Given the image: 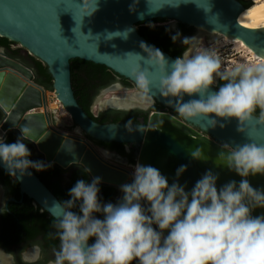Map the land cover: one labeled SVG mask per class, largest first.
Instances as JSON below:
<instances>
[{"label": "water", "instance_id": "obj_1", "mask_svg": "<svg viewBox=\"0 0 264 264\" xmlns=\"http://www.w3.org/2000/svg\"><path fill=\"white\" fill-rule=\"evenodd\" d=\"M245 8L241 0H0V35L21 43L25 52L38 56L48 65L56 95L86 136L65 132L55 125H61L62 120L55 116L54 110H49L47 90L35 80L34 69L10 56L2 46L0 103L3 107L0 109L4 116L0 134L6 136L12 129L21 134V128L27 126L32 139L39 141L33 143L45 163H55L64 169L77 165L90 169L91 178L102 177L101 184L118 190L115 202L123 195L120 185L132 181L135 165L110 161L101 150L114 157L116 152L104 147L99 150L87 135L103 141L136 142L139 144L136 163L156 167L168 177L170 184L177 179L176 170L187 165L178 179L189 190L209 169L219 173L218 186L230 180L240 181L242 178L237 173L218 166L216 158L224 142L242 144L254 140L264 144V124L260 123L259 115L253 113L244 132L238 130L239 121L234 117L224 119L209 114L185 119L164 110L152 111L147 123L130 121L131 131L127 126L129 121L102 123L79 104L72 87L70 59L81 57L105 64L136 86L134 72L138 67L145 68L150 80L149 95L177 112V101L160 90L164 73L158 64L148 60L149 53L141 45L160 49L170 63L176 58L141 35L137 23L166 17L197 29L192 44L199 36V29L204 27L235 34L256 50L264 51V31L244 26L237 20L238 13ZM113 88L129 87L118 83L106 90ZM212 90H218L216 85ZM191 99H199V95L185 94L184 101ZM108 101L101 111L110 107H138H119ZM197 148H203L207 160L192 157ZM0 168L6 170L2 162ZM28 172L18 180L21 194H28L36 205L53 216L52 212H58L53 205L60 200L33 169ZM248 179L254 188L264 189V174ZM262 213L264 208H257L253 215Z\"/></svg>", "mask_w": 264, "mask_h": 264}, {"label": "clouds", "instance_id": "obj_2", "mask_svg": "<svg viewBox=\"0 0 264 264\" xmlns=\"http://www.w3.org/2000/svg\"><path fill=\"white\" fill-rule=\"evenodd\" d=\"M171 39L189 45L171 63L160 49L141 46L149 53L148 60L164 73L160 90L177 101L175 108L181 117H234L239 121L238 130L244 132L259 109V121L264 124V61L222 67L215 50L191 45L193 37L182 39L177 31ZM134 75L140 92L131 98L138 95L140 107H151L148 71L138 67ZM218 79L223 83L212 90ZM185 94H198L199 99L184 101ZM130 125L129 121L131 131ZM26 140L39 142L32 139L27 126L12 143L0 134V162L16 180L30 174V168L42 171L51 167L30 159ZM221 149L216 164L237 173L240 181L218 186L219 173L209 169L189 190L178 179L187 165L176 170L177 179L170 184L159 169L137 162L132 181L120 185L122 197L104 202L100 197L102 177L77 180L69 190L70 199L53 205L58 212H52L48 235L58 244L50 253L39 242L25 244L18 253L0 249V264H40L46 255V264H264V213L253 215L257 208H264V189L254 188L248 179L264 174V144L224 142ZM191 155L208 159L203 148ZM6 211L0 207V212Z\"/></svg>", "mask_w": 264, "mask_h": 264}, {"label": "trees", "instance_id": "obj_3", "mask_svg": "<svg viewBox=\"0 0 264 264\" xmlns=\"http://www.w3.org/2000/svg\"><path fill=\"white\" fill-rule=\"evenodd\" d=\"M241 2L246 8L253 4V0H241ZM166 20H168L166 17H155L140 21L137 23L138 31L149 41L177 58L182 55L189 45H183L179 42L174 43L172 41L171 35L176 32L172 29L170 24L164 23ZM150 25H155V27H151ZM177 25L178 30L186 37L191 35L194 31V27L186 23L178 22ZM169 29H171V31H169ZM16 43L17 41H14L7 36L0 35V46L4 47L10 56L19 58L29 64L35 71V80L43 85L46 90H54L53 76L49 71L48 65L36 55L24 56L21 53L23 48L13 47ZM70 72L72 87L79 104L95 120L102 123L117 122L120 120L137 122L138 115L144 113L141 109L120 110L110 108L95 114L92 111V105L94 98L101 87L115 81L117 76H120L126 85H131V81L128 78L119 75L105 64L96 63L81 57H72L70 59ZM222 83L223 81L219 80L216 87L219 88ZM157 105L159 107L164 106L158 101ZM254 114L259 115V109H257ZM3 116L4 114L0 110V121ZM19 135L20 133L18 130L12 129L6 134V140L9 143L15 142ZM87 137L96 144L110 148H117L120 152L125 153L124 146L127 143L103 141L93 138L90 135H87ZM25 143H27L32 153L30 159L33 161H43L42 155L36 151L35 144L27 140ZM130 161L135 162V155H133V153L130 154ZM33 170L53 191L60 201L70 199L69 190L75 185L77 180L85 179L91 181L92 179L89 172H86L85 168L79 165L64 169L59 165L52 163L51 167H48L45 170ZM0 178L7 186L8 193L15 198V200L10 201L9 203V210L12 213V221L8 223L13 231L10 242H20L23 238L21 233L26 232L27 237H34L38 233H42L46 244L50 246L58 244L57 240L50 238L48 235L51 231L53 216L46 210L42 211V207L36 205L33 198L28 196V194L25 193L22 195L20 192L19 181L10 176L3 168H0ZM100 187V193H103V195L100 196L101 199L106 202H115L117 189L114 186L104 184H101ZM20 199L22 200L20 201ZM99 218H103L101 214H99Z\"/></svg>", "mask_w": 264, "mask_h": 264}, {"label": "rangeland", "instance_id": "obj_4", "mask_svg": "<svg viewBox=\"0 0 264 264\" xmlns=\"http://www.w3.org/2000/svg\"><path fill=\"white\" fill-rule=\"evenodd\" d=\"M164 23L170 24L171 26L178 24V22L175 19H170V18H168V20H166ZM196 32L197 29L194 27L193 33L195 34ZM13 47H21L23 48L22 51L25 52L24 47L19 42L14 44ZM195 47L200 50H203L204 48L215 50L222 60V67H233L235 64H243V63H247V64L260 63L259 60H254L251 57L250 51L244 46H242L240 42H237L235 40L229 41L225 38L224 34H214L208 30L206 31V29H204V31L200 35L199 40L195 45ZM25 55L27 56L32 55V53L27 51L25 52ZM218 81L219 79L214 85H216ZM138 91L140 92L139 88L134 86V84L128 89L113 88L110 90H106L103 94L100 95V99H101L100 101L99 100L94 101L92 105V111L95 114L99 113L100 102L104 101L105 100L104 98L106 96L107 98H109L115 94H121V93L123 94V93L138 92ZM54 92H55L54 90H47L49 110L51 109L54 110L55 116L60 120H62L61 125L59 124H55V125L60 127L65 132L86 136V134L82 130L77 131L78 127L76 126L74 120L72 119L71 115H69L67 110L64 108L63 104L58 99L57 95L56 94L54 95ZM151 98L153 102L154 99L153 97ZM51 102L54 104L51 105ZM97 148L100 150L99 147ZM110 158L113 157L110 156ZM2 203H3V197L0 193V206L2 205Z\"/></svg>", "mask_w": 264, "mask_h": 264}, {"label": "flooded vegetation", "instance_id": "obj_5", "mask_svg": "<svg viewBox=\"0 0 264 264\" xmlns=\"http://www.w3.org/2000/svg\"><path fill=\"white\" fill-rule=\"evenodd\" d=\"M171 27H172V29L175 32L179 31L178 30V25L176 26V28H174L173 26H171ZM193 35H194V33H192L188 37H192ZM183 37H186V36L182 33V39H183ZM179 43H182V42H179ZM21 53L24 56H26L23 51H21ZM118 83H120V84H122V85H124L126 87H129V88L133 85V82L130 83L131 85H126L124 83V80L120 76H117L115 81H113V82H111V83H109V84H107V85H105V86L100 88V90L98 91L97 95L94 98V101H95V99H96V97L98 95L104 93L106 91V89H109L110 87H112L113 85H117ZM134 86H136V85L134 84ZM129 93H135V92H129ZM129 93H124V94H129ZM104 99L107 100L108 99L107 96ZM110 108H112V109H120V110H132V109H141V110H143L144 113L138 115V117H137V122H139V123H142V122L147 123L149 114L152 111H161V110L171 111V112H173V113H175L176 115L179 116V114L177 112L167 108L166 106L159 107L157 105V100L156 99H154V101L152 102L151 107H148V108H142L140 106L135 107V108H131V109L113 108V107H110ZM110 108L103 109L102 111L108 110ZM100 111L101 110L99 109V112ZM96 145H98L97 147H99V148L100 147H104L106 149H109V150H112V151L116 152L115 153L116 154L115 157L114 156H113V158H108L107 157L112 162L120 163L121 165H127L128 163H132L134 165L136 164V161L135 162H131L130 161V154L133 153V155H135V160H136L137 153L139 151V144H137L136 142H127V144L124 146L125 153L120 152L117 148H110V147H107V146H104V145H100V144H96ZM0 193H1L2 197H3V203H2V205L0 207H6L7 208L6 212H0V247L4 248L6 251L17 252L18 253L19 251L22 250V248L25 246V244H31L32 242H39V243L42 244L43 248L45 249L46 254L50 253L52 247H54V246H50V245L46 244V241L44 239V235L42 233H38L34 237H27L26 232H23V233H21L23 238H22V240L20 242H17V243H11L10 242V240L12 239V234H13L12 232L13 231H12V228H10V224H9L12 221V217H11L12 213L9 210V205H10L9 203H10V201L13 200L12 199L13 196H11L8 193V188L1 181V178H0ZM117 194H118V190L116 192L115 198H116ZM101 195H103V193H100V196ZM20 201H21V199H20ZM103 201L106 202L105 200H103ZM96 215L99 217V213H97ZM46 259H47V255L45 257V260L40 261V264H46Z\"/></svg>", "mask_w": 264, "mask_h": 264}, {"label": "bare ground", "instance_id": "obj_6", "mask_svg": "<svg viewBox=\"0 0 264 264\" xmlns=\"http://www.w3.org/2000/svg\"><path fill=\"white\" fill-rule=\"evenodd\" d=\"M237 20L240 24H242L244 26H247V27L252 28V29L264 31V0H254L253 4L250 7L245 8L238 13ZM201 29H203V30H201ZM204 29H206V31L208 30L214 34H224L225 38L229 41L235 40L237 42H240L242 46H244L245 48H247L250 51L251 57L254 60H259L260 62L264 61V51L256 50L255 48H253L252 46L247 44L243 39H241L239 36H237L235 34L221 32V31L213 29V28H211V29L204 28V27L200 28L199 32H198L199 36H198L196 42H194L192 45L195 46L197 44L199 37L202 34V32L204 31ZM138 93L139 92L130 93V94H124V93L123 94L122 93L121 94H115V95L109 97L107 100L105 99L104 101L100 102V108L107 106L108 100H110L114 105H117L119 107H131L133 105L140 106L142 101L140 100L138 95L136 96V99L131 98L133 95L138 94ZM55 94L56 93L54 92V95ZM98 100L100 101L101 99L98 98ZM53 104L54 103L51 102V105H53ZM101 153L105 157H108V158H110V156L113 157V155L107 151L101 150Z\"/></svg>", "mask_w": 264, "mask_h": 264}]
</instances>
